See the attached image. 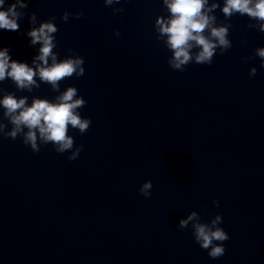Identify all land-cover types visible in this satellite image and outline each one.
<instances>
[{
  "label": "water",
  "instance_id": "obj_1",
  "mask_svg": "<svg viewBox=\"0 0 264 264\" xmlns=\"http://www.w3.org/2000/svg\"><path fill=\"white\" fill-rule=\"evenodd\" d=\"M223 2L211 11L231 46L183 70L169 64L155 24L170 14L164 0L17 4L20 27L0 28L10 57L35 67L40 42L27 30L52 21L57 58L82 56L85 72L59 88L38 75L30 89L6 77L0 95L31 103L72 85L91 123L83 133L69 124L74 147L83 145L69 159L72 149L38 138L34 151L22 133L7 135L0 106V264H264V30L247 13L225 15ZM145 179L150 196L139 191ZM191 211L203 221L221 213L222 255L199 245L193 221L178 226Z\"/></svg>",
  "mask_w": 264,
  "mask_h": 264
},
{
  "label": "clouds",
  "instance_id": "obj_2",
  "mask_svg": "<svg viewBox=\"0 0 264 264\" xmlns=\"http://www.w3.org/2000/svg\"><path fill=\"white\" fill-rule=\"evenodd\" d=\"M111 4L113 0H104ZM169 10V15L158 16L155 24L158 31L164 36L167 46L172 50L169 64L176 69L183 70L184 66L192 61L211 63L217 47L227 49L231 46L228 37V27L217 24L216 16L211 11L217 7V0H164ZM6 0H0V28L16 30L20 27L19 18L21 12L17 4L24 6L25 0H13L5 6ZM225 15L230 16L239 11L260 20L259 27L264 30V0H224L221 5ZM33 20L35 19L33 15ZM56 25L52 21H43L38 26L27 30L31 42H40V49L34 57L32 64L24 60L10 57L8 47L0 46V81L11 77L18 87L31 88L36 84L35 76L48 81L54 88H59V81L73 73L82 75L85 72L84 59L82 56H65L57 58L53 51ZM117 35L120 30L115 29ZM195 49V51H193ZM257 53L264 58V46L257 48ZM49 57L51 62L49 63ZM264 62V60H262ZM257 69L253 67L250 75H254ZM78 89L69 85L54 99L44 96H33L31 103L25 95L17 96L14 92L6 91L0 95V106H3L4 115L9 118L12 128L6 133L15 138L23 134L25 143L31 145L34 151L39 150L37 140L52 142L57 151L64 152L72 149L69 159H75L83 145L74 147V137L69 134V124L78 127L81 133L85 132L91 123V118L81 116L80 106L87 101L77 95ZM5 125L0 123V129ZM25 127L27 131L25 132ZM152 188L151 179H145L139 186V191L145 196H150ZM213 203L219 205V200ZM196 211H191L186 217H181L179 227H187L189 221H193L192 233L194 239L208 254L217 257L225 252L223 241L229 238V233L222 226L221 213H216L210 220H195Z\"/></svg>",
  "mask_w": 264,
  "mask_h": 264
}]
</instances>
